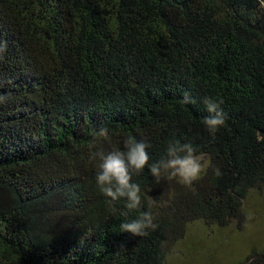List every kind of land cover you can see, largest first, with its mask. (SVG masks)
Masks as SVG:
<instances>
[{"label":"trees","instance_id":"obj_1","mask_svg":"<svg viewBox=\"0 0 264 264\" xmlns=\"http://www.w3.org/2000/svg\"><path fill=\"white\" fill-rule=\"evenodd\" d=\"M0 96V264H165L195 221L241 230L264 187V0H0ZM205 96L222 101L215 134ZM128 136L149 163L178 139L212 165L191 186L133 174L158 224L140 237L92 158Z\"/></svg>","mask_w":264,"mask_h":264},{"label":"clouds","instance_id":"obj_2","mask_svg":"<svg viewBox=\"0 0 264 264\" xmlns=\"http://www.w3.org/2000/svg\"><path fill=\"white\" fill-rule=\"evenodd\" d=\"M4 97L0 96V101ZM191 96L185 94L183 103H191ZM202 103L208 115L204 116L202 123L210 134H215L225 124L224 112L220 105L222 101L205 96ZM108 128L101 126L91 132L92 146L100 138H107ZM123 148H113L105 153L97 151L92 154L96 163V183L102 195L109 198L110 206L114 202L123 201V210L120 215L125 217L120 224L121 232H128L134 236L147 235V230H155L158 224L154 222L155 217L150 210H141V188L132 181L133 174H139L146 167L150 174L160 181L162 177L168 180H176L184 186H191L194 181L206 173L209 163H205L203 157L197 154V149L191 142H181L178 139L168 141L165 154L158 160L149 163L147 149L150 147L146 141H138L133 136L123 140ZM216 175L219 170L213 168ZM113 211L116 209L113 207ZM131 213H137L134 218L129 219ZM4 227H0V233H4Z\"/></svg>","mask_w":264,"mask_h":264},{"label":"rangeland","instance_id":"obj_3","mask_svg":"<svg viewBox=\"0 0 264 264\" xmlns=\"http://www.w3.org/2000/svg\"><path fill=\"white\" fill-rule=\"evenodd\" d=\"M172 191L161 190L158 196L166 199ZM243 207L247 217L241 230L233 221L224 227L190 224L181 240L166 246L165 264H235L251 250L264 249V187L252 190Z\"/></svg>","mask_w":264,"mask_h":264}]
</instances>
